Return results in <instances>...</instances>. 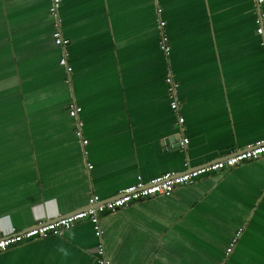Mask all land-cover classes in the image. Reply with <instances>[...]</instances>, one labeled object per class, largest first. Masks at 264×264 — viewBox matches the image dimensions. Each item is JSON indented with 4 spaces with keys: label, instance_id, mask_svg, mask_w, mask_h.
Listing matches in <instances>:
<instances>
[{
    "label": "crops",
    "instance_id": "0c3cea01",
    "mask_svg": "<svg viewBox=\"0 0 264 264\" xmlns=\"http://www.w3.org/2000/svg\"><path fill=\"white\" fill-rule=\"evenodd\" d=\"M258 11L264 23V0H60L66 74L48 1L0 0V237L82 208L92 194L111 199L137 176L180 171L185 157L193 167L263 138ZM167 74L177 82L179 129ZM177 134L188 139L183 152ZM99 224L114 264H264V155L103 212ZM97 244L82 219L7 247L0 264H96Z\"/></svg>",
    "mask_w": 264,
    "mask_h": 264
},
{
    "label": "built area",
    "instance_id": "2783aa9c",
    "mask_svg": "<svg viewBox=\"0 0 264 264\" xmlns=\"http://www.w3.org/2000/svg\"><path fill=\"white\" fill-rule=\"evenodd\" d=\"M47 1L48 13L53 20L52 40L55 45L60 47L61 51L58 63L64 67L65 73L69 74L71 67L67 62L68 53L66 50L68 39L64 38L61 34L60 17L58 14L60 0ZM262 1L263 0H255V3L259 5ZM262 19L263 13L258 11L256 18L254 19L256 24L255 33L261 36V43L264 46V23ZM163 26L164 21L157 17L156 27L159 31L158 46L165 53H167L169 46L166 44L167 35L163 30ZM67 78L66 83L69 80V78ZM164 83L168 106L177 116L175 124L179 129L182 126L184 118L180 114L181 104L176 95L177 82L174 81L169 74H167L164 77ZM79 111L80 107L75 103L71 102L68 104L67 115L72 119L73 133L75 137L78 138L79 143L82 146V153L85 154L83 147L87 144V139L83 138L81 135L82 122L78 118ZM187 142V137L179 136L177 139L178 149L183 152ZM262 155H264V137L249 142L241 148L229 151L225 155H222L213 161L195 165L193 167H190L187 162V158L185 157L183 159V167L180 171H165L147 179L146 181H143L139 176H137L135 182L120 188L117 191L116 196L111 199L101 200L97 195L92 194L86 205L82 208L70 211L63 215L57 214L51 218L38 220L22 229L11 227L9 233L0 237V251L11 245L27 241L32 238H45L50 235H58L73 226L79 220L85 219L91 224L92 234L98 241L94 255L95 263L114 264L105 255L104 247L100 242L103 229L99 224V214L103 212H114L115 210L128 204L138 202L149 197L170 195L175 188L192 184L202 175L222 171L236 166L244 161L256 160ZM86 167L90 168L91 165L87 164ZM241 230V228H237L234 231L225 248V254H228L232 250L241 233Z\"/></svg>",
    "mask_w": 264,
    "mask_h": 264
},
{
    "label": "water",
    "instance_id": "95a60500",
    "mask_svg": "<svg viewBox=\"0 0 264 264\" xmlns=\"http://www.w3.org/2000/svg\"><path fill=\"white\" fill-rule=\"evenodd\" d=\"M179 137V134H177V137L176 138H178Z\"/></svg>",
    "mask_w": 264,
    "mask_h": 264
}]
</instances>
